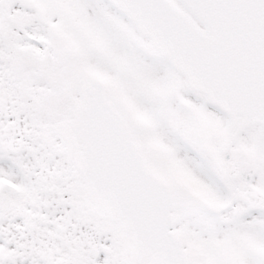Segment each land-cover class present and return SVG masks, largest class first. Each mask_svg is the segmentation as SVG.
<instances>
[{
  "label": "snow or ice",
  "instance_id": "6c2138e0",
  "mask_svg": "<svg viewBox=\"0 0 264 264\" xmlns=\"http://www.w3.org/2000/svg\"><path fill=\"white\" fill-rule=\"evenodd\" d=\"M0 264H264V0H0Z\"/></svg>",
  "mask_w": 264,
  "mask_h": 264
}]
</instances>
